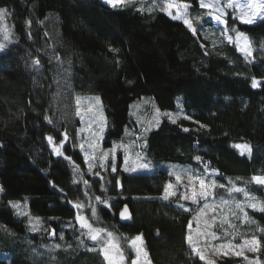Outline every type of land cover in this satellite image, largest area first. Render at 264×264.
I'll return each mask as SVG.
<instances>
[{
  "label": "trees",
  "instance_id": "trees-1",
  "mask_svg": "<svg viewBox=\"0 0 264 264\" xmlns=\"http://www.w3.org/2000/svg\"><path fill=\"white\" fill-rule=\"evenodd\" d=\"M0 8L14 38L0 51V264H106L81 236L74 204L94 208V225L116 232L124 247L141 235L156 264H201L188 237L202 204L182 198L175 174L184 170L217 182L208 199L216 241L255 238L264 264V185L251 179L264 176V20L241 23L228 11L229 25L252 40L247 57L212 21L194 18L193 32L155 0H0ZM83 96L102 104L104 147L131 135L152 172L125 173L119 153L115 171L107 164L89 173L73 138L64 156L54 155L52 140L71 132L74 98ZM169 183L176 194L164 199ZM15 201L40 219L39 231ZM125 204L132 218L121 224ZM50 241L61 246L51 250Z\"/></svg>",
  "mask_w": 264,
  "mask_h": 264
},
{
  "label": "rangeland",
  "instance_id": "rangeland-1",
  "mask_svg": "<svg viewBox=\"0 0 264 264\" xmlns=\"http://www.w3.org/2000/svg\"><path fill=\"white\" fill-rule=\"evenodd\" d=\"M102 1L112 6L121 4V3L111 4L108 3L107 0H102ZM127 1L130 0H123V3ZM225 1L226 0H219L220 8L224 9L223 13L216 11L215 8L212 9L202 8L200 7L199 2L197 4L198 6L183 0H176V3L181 5L182 4L190 5V7L187 9V19L192 24L193 28H195V30L197 28L196 25L193 24L194 18L199 21H204V20L212 21L216 27L221 28V34L226 40H229L228 37H231L232 39L229 41L235 42L239 47V49H241V47L244 46L245 41L243 37H240L238 39L237 36L238 33H244V32L237 31L234 28V26H230L228 22V11H232L234 13V16H238L240 9L227 8L226 4L232 2V0H228V2L226 3ZM155 2L159 5L161 9H164L167 8V4L169 0H155ZM239 2L244 3L245 0H239ZM213 3H215V0H213ZM194 7L198 8L199 10L194 9ZM170 11L172 12V15H169L167 11L164 12L167 13L171 18L177 14L176 8H172L170 9ZM210 11L213 13V15H221L222 20L226 21V23H219L216 20H214L211 16L208 15ZM262 15H264V12H258L257 15L253 17L252 23H246V24H255L261 20H264L261 19ZM239 21L243 23L241 20ZM244 35L247 37V44L251 49V56H252L254 51L252 40L248 36V34L244 33ZM13 41L14 38L12 36L10 26L5 21V16L3 14V17L0 18V45H3V48L0 49V51L5 50ZM243 53L245 54V52ZM147 104L150 107V104L149 103ZM73 107L74 110L72 111V119H71L72 123H70L72 124L70 128L71 132L64 133L62 136V140L59 143H55V141L52 140L53 152L55 156H64V146L69 141L70 138H73L76 147L79 150H81V152L83 153L84 160L86 163V169L89 173H92L96 168L105 170L107 164L110 167H112V169L115 168L118 161L119 153H123L121 169L125 173L135 174V173L152 172L153 170L152 167L147 162H145L144 158L142 157V154L140 153L139 149L141 148L142 144H140V142H137L135 139H133L131 135L129 134L125 135L123 138L116 141L112 147H108V148L104 147L103 137L106 131V119L103 113L102 104L99 99L97 100L96 96L76 97L74 98ZM143 110H144V105L142 103L137 104L135 106V111L137 113H140ZM158 113L159 112L154 111L152 114L148 115L147 121L149 122L147 123L149 125H150V121L152 120L156 122L159 116ZM74 118L78 119L79 121L78 126L76 125ZM57 151L59 152V154H57ZM103 153H107V155L104 156L102 155ZM126 157L128 161L127 165L125 164ZM67 159L69 160V158ZM142 164H146L148 167L147 168L140 167V165ZM72 165L75 167V170L78 172L76 166L74 164ZM125 168H127L128 170H125ZM133 168H135V171L132 170ZM178 174L181 177L180 180L183 181L182 183L184 184V190H183L184 195H189L190 197L193 186L195 187V190L197 192L200 191L198 180L193 179V181L190 182L187 176L184 177V175H181V173ZM260 177H264V176H260ZM213 191L214 190H212V196L209 199L213 198L214 196ZM0 192H1V188H0ZM196 199L198 202L195 203L202 204L201 209H203V212L201 213V209H200L197 215L193 218L191 222L189 235L192 236V239L195 242L196 247L204 255V259H201V264H260L259 244L258 245H253L251 243L244 244V241L220 243L217 242L216 239H213L211 235H209V233H215L213 229V226L215 224V218L211 216L212 211L215 209L214 208L215 204L210 203L209 200L205 201L201 199L199 196H197ZM187 200L193 202L191 198ZM13 203L18 204L20 206L19 208H16V210L19 214L26 216L28 218L31 230L39 231L42 226L41 221L38 217L33 216L29 212L27 208V204L24 201H15ZM205 203L212 205V207L205 209L204 208ZM102 204L106 206L109 205L108 202H102ZM77 205H81V204H74L73 207L76 210L75 220L77 222L80 234L81 236L86 235V237L89 239L91 243L90 248L92 249L98 248L101 251L102 257L104 258L106 264H109V261L105 258L102 249L105 247V245L108 243L109 240H111L113 244L118 245L120 252H122L123 254V259H120V252H117L116 249H112V248L109 249V255L116 257L117 264H129L130 258L131 259L137 258L136 250L131 246L130 243V241L133 238L130 239L126 247H124L120 237L117 235L116 232L111 231L107 228H102L94 225L91 219V217L94 216L93 215L94 208H91L90 211H87V208L85 206L81 205V207H77ZM78 216L84 217L87 220V222L92 226L93 229L104 230L100 233V239H98L97 241H93L89 238L88 235L89 229L81 226L80 221L77 219ZM37 218L39 219V223H37ZM34 228L35 230H33ZM109 232L112 233V237H108L107 233ZM55 237H57L56 232H55ZM246 240L251 242L253 239H246ZM229 244L232 245L231 248L228 247ZM56 245L61 246V243L57 241L56 242L50 241L49 248L51 250L58 249L59 247H56ZM220 245H224V247L221 248ZM240 245H243V247H240ZM139 246L143 249V252L140 254L139 259L149 260V255L146 251L143 239H142V244H139ZM253 248H255L256 250H252ZM144 252L147 253L146 256L143 254ZM238 252L241 254L237 255L236 253ZM194 253L197 256H199L196 252ZM5 255L6 254L4 252L0 251V260L5 259Z\"/></svg>",
  "mask_w": 264,
  "mask_h": 264
},
{
  "label": "snow or ice",
  "instance_id": "snow-or-ice-1",
  "mask_svg": "<svg viewBox=\"0 0 264 264\" xmlns=\"http://www.w3.org/2000/svg\"><path fill=\"white\" fill-rule=\"evenodd\" d=\"M108 3L111 4H116V3H123V0H107ZM200 7L202 8H215L216 11L223 13L224 9L220 8L219 6V0H215V3H213V0H198ZM190 7L189 4H177L176 0H169L168 4H167V8L162 9L163 11H167L169 15H172V12L170 11V9L172 8H176L177 9V14L175 16H173V19H177L180 20L182 19L183 22L185 24L188 25V27L190 29H192L193 32H195V28H193L192 24L189 22V20L187 19V9ZM227 8H239L240 12L238 14V16H234L233 19H239L241 20L243 23H252L253 21V17L257 15L258 12H264V0H245L244 3H240L239 0H232V2H229L226 4ZM140 10H144V9H140ZM7 12V9L5 8H0V18L3 17V14H5ZM209 16H211L214 20H216L219 23H226V21L222 20L221 15H213V13L210 11L208 13ZM261 19H264V15L261 16ZM30 23V22H29ZM235 31V29H234ZM240 37H243L245 44L244 46L241 47V51L245 52L246 56H251V49L247 44V37L244 35V33H238L237 38L239 39ZM229 40H231V37H228ZM3 48V45H0V49ZM37 63H39V61H37ZM253 86H255V82L253 84ZM98 100V98H97ZM174 122V121H173ZM185 131H187V129H185ZM51 137H49V141L51 142ZM237 147H241V146H237ZM246 150L249 151L250 153V148H247V146H243ZM57 154H59V152L57 151ZM102 155L106 156L107 153H103ZM197 160H200V157H196ZM127 157L125 158V164L127 165ZM140 167L142 168H147L148 166L146 164H142L140 165ZM113 171H115V168L112 169ZM125 170H128L127 168H125ZM133 171H135V168L132 169ZM185 175H187L189 181H193V179L198 180L199 182V188L200 191L197 192L195 190V187H192V191L189 195H184L182 198L187 200L189 198H191L193 200V202H198L197 201V196H199L201 199L207 201L211 196H212V190H214L217 186V182L215 180H210L209 182L206 183L204 178H200L199 176L193 177L191 174V170H184ZM175 174V173H174ZM175 178L177 181H180L181 177L179 174H175ZM254 182L259 183V184H264V177H260V176H254L251 178ZM229 183H231V181H229ZM220 187H224L223 185H220ZM173 188V185L171 183H169L167 185V187L165 188V195H164V199H168L169 196H174L176 193L173 191H170V189ZM230 191H235V192H243L245 196L248 195V193L245 191V189L243 188H239V187H234L233 189H230ZM99 199V198H97ZM12 203V202H10ZM219 203L221 205H228L229 201L228 200H224L221 199L219 201ZM12 206L15 208H19L20 206L18 204L12 203ZM250 207L256 209L258 207L257 204L255 203H251L249 205ZM77 207H81V205H77ZM180 207L183 208V205H180ZM212 207V205L205 203L204 204V208H210ZM237 208H239V210L241 212L244 213V216L247 220V213L244 212L243 207L240 206L239 203H237ZM259 211L264 212V206H260L258 208ZM127 212V208H125L124 212L121 213V216H124V213ZM203 212V209H201V213ZM93 215H95V211L93 210ZM233 215H236L235 212H233ZM77 219L80 221L81 226L82 227H86L89 229L88 235L89 238L93 241H97L98 239H100V233L102 231H104L103 229H93L92 226L87 222V220L82 217V216H78ZM37 223H39V219L37 218ZM223 223H227V221H223ZM252 223H255V221H252ZM222 226V225H221ZM231 227H235L234 225H230ZM189 228H191V224H189ZM35 230V228L33 229ZM227 231V230H225ZM261 231H264V229H261ZM53 235H55V232L53 231ZM108 237H112V233H107ZM203 235V234H201ZM209 235L212 236L213 239H217L218 237L216 236L215 233H209ZM61 239H63V236L60 237ZM142 244V237L141 236H136L134 237L130 243L131 246L136 250L137 253V258H139L140 254L143 252V249L139 246V244ZM188 243L192 246L193 251L196 252L199 256L200 259H204V255L200 252V250L196 247L195 242L192 239V236L189 235L188 237ZM253 244V245H258L260 242L259 240L253 238V240L250 242L248 240H244V244ZM56 247H60V245H56ZM221 248L224 247V245H220ZM229 248L232 247L231 244L228 245ZM240 247H243V245H240ZM116 249L117 252H120L119 250V246L116 244H113L111 240L108 241V243L105 245V247L102 249L105 258L109 261V264H117V259L114 256L109 255V249ZM252 250H256L255 248H253ZM145 256L147 255L146 252L143 253ZM237 255H240L241 253H236ZM120 259H123V254L122 252H120ZM132 264H136L135 261L132 262Z\"/></svg>",
  "mask_w": 264,
  "mask_h": 264
},
{
  "label": "water",
  "instance_id": "water-1",
  "mask_svg": "<svg viewBox=\"0 0 264 264\" xmlns=\"http://www.w3.org/2000/svg\"><path fill=\"white\" fill-rule=\"evenodd\" d=\"M120 189H121V188H120ZM125 208H127V212H125V213H124V216L122 217V216H121V213L124 212ZM118 217H119V222H120L121 224H125V223H127V222H129V221L131 220V218H132V212H131L130 207H129L127 204H125V205L123 206V208H122L121 211L119 212ZM53 231H54V230H53ZM53 231L51 232V235L49 236V239H54V238H55V235H53ZM133 261H135L136 264H156V263H154V262L151 261V260H147V259H139V258H133L129 264H132Z\"/></svg>",
  "mask_w": 264,
  "mask_h": 264
}]
</instances>
